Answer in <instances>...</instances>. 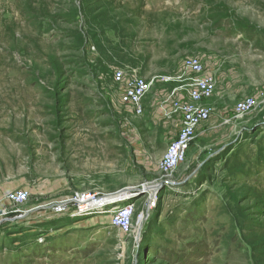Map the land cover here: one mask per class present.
I'll return each instance as SVG.
<instances>
[{
  "label": "rangeland",
  "instance_id": "1",
  "mask_svg": "<svg viewBox=\"0 0 264 264\" xmlns=\"http://www.w3.org/2000/svg\"><path fill=\"white\" fill-rule=\"evenodd\" d=\"M191 55L215 76L211 113L164 176L178 120L158 78ZM118 69L154 78L141 115L120 103ZM244 96L256 107L236 117ZM122 189L130 233L41 207ZM3 209L0 264H264V0H0Z\"/></svg>",
  "mask_w": 264,
  "mask_h": 264
},
{
  "label": "built area",
  "instance_id": "2",
  "mask_svg": "<svg viewBox=\"0 0 264 264\" xmlns=\"http://www.w3.org/2000/svg\"><path fill=\"white\" fill-rule=\"evenodd\" d=\"M183 71L179 74L160 76L163 84L169 85L168 95L160 101L159 107L164 116L170 118L178 114L180 126L174 139H172L165 152L159 159L158 166L164 176L171 175L185 159L186 152L196 136L198 126L209 119L211 113V100L215 93L216 80L211 72L205 70L204 64L198 56H186L182 61ZM113 80L121 86L119 101L129 107L135 114L144 112V100L153 86L154 78L142 75H129L124 69L113 73ZM184 91L186 98L178 97V92ZM257 104L253 96H244L235 102L236 117H242L251 112ZM169 105V106H168ZM130 195L127 189L113 193H100L98 191H73L71 194L58 200L50 201L45 206L52 217L62 215H84L94 213L97 216L109 215V224L122 233H130L133 228L135 208L133 205L119 204ZM31 194L25 188L11 190L6 200L18 207L23 205ZM28 209L21 211L26 215ZM10 211L3 209L0 217ZM43 237L38 241H43Z\"/></svg>",
  "mask_w": 264,
  "mask_h": 264
},
{
  "label": "crops",
  "instance_id": "3",
  "mask_svg": "<svg viewBox=\"0 0 264 264\" xmlns=\"http://www.w3.org/2000/svg\"><path fill=\"white\" fill-rule=\"evenodd\" d=\"M167 91H166V93H165V97L168 95V93H169V87H167ZM178 97H181L182 99H185L186 98V93L184 92V91H182V92H178V95H177ZM164 99V98H163ZM160 104V103H159ZM169 106V105H168ZM158 108H159V110H160V107L158 106ZM145 109V108H144ZM160 113H161V115L164 117V118H166V119H168V120H170V118L172 117H170V118H168V117H166V116H164V114L162 113V111L160 110ZM174 117H176L177 118V120H178V125H177V128H176V133H175V135H174V137L172 138V139H174L175 138V136H176V134H177V131H178V129H179V126H180V116L178 115V114H175V115H173ZM207 122V121H206ZM206 122H204L203 124H201L200 126H198V128H197V131L200 129V127H202ZM197 131H196V133H197ZM171 139V140H172ZM5 220H7V218H5L4 216H2V217H0V227H2L3 225H4V221Z\"/></svg>",
  "mask_w": 264,
  "mask_h": 264
},
{
  "label": "bare ground",
  "instance_id": "4",
  "mask_svg": "<svg viewBox=\"0 0 264 264\" xmlns=\"http://www.w3.org/2000/svg\"><path fill=\"white\" fill-rule=\"evenodd\" d=\"M154 187V185L151 187V188H153ZM132 189V188H131ZM147 190H150V185L149 186H147ZM151 192H152V194H153V191H152V189L150 190ZM152 196V195H151ZM153 198V197H152Z\"/></svg>",
  "mask_w": 264,
  "mask_h": 264
}]
</instances>
